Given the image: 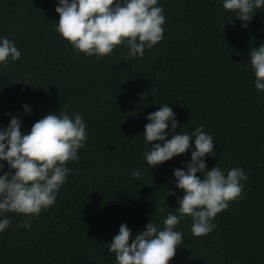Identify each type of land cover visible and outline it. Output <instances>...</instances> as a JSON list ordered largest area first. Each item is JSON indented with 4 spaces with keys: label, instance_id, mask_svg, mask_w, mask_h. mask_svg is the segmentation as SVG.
<instances>
[{
    "label": "trees",
    "instance_id": "trees-1",
    "mask_svg": "<svg viewBox=\"0 0 264 264\" xmlns=\"http://www.w3.org/2000/svg\"><path fill=\"white\" fill-rule=\"evenodd\" d=\"M57 3L0 0V39L21 52L0 65V130L12 116L26 134L48 114L79 113L88 138L67 164L54 204L28 228L19 227L27 216L4 214L12 224L0 232V264H117L108 248L121 224L135 236L149 220L162 230L169 212L179 215L184 193L173 173L186 170L194 144L151 168L144 157L157 143L144 138L147 115L167 104L177 132L191 135L203 125L213 136L216 155L203 158L206 170L216 166L226 175L239 167L248 177L243 199L216 215L208 235L194 236L191 217L181 219L176 230L184 240L169 264H264V91L255 88L249 60L264 44V7L243 22L222 0H158L164 39L125 61L126 44L99 58L77 53L56 31ZM166 131L167 138L175 134L171 122ZM0 164L2 175L9 167Z\"/></svg>",
    "mask_w": 264,
    "mask_h": 264
},
{
    "label": "clouds",
    "instance_id": "clouds-1",
    "mask_svg": "<svg viewBox=\"0 0 264 264\" xmlns=\"http://www.w3.org/2000/svg\"><path fill=\"white\" fill-rule=\"evenodd\" d=\"M223 8L234 12L235 18L250 22L264 0H222ZM59 20L56 31L67 40L77 53L97 58L109 56L121 45L127 46L124 60L142 58L145 49H151L164 39L165 16L158 0H58L55 7ZM229 23H234L229 20ZM247 27V23L242 25ZM224 26L222 25V28ZM21 52L7 37L0 39V65L9 66V58L16 61ZM251 68L255 88L264 91V44L251 49ZM154 89H150L151 94ZM146 98L148 93H143ZM24 111L31 108L24 105ZM144 138L151 149L144 153L148 166L154 167L185 154L191 148V160L186 170H174L176 187L183 191L178 199L177 212H169L162 230L149 220L145 229L133 236L126 224H121L117 235L109 243L108 251L115 254L117 264H169L176 249L183 243V235L176 230L184 217H191V232L205 236L216 227L212 221L229 206V202L243 199L246 187L241 181L248 179L244 171L234 167L227 174L219 168L206 170L205 156H215L213 136L200 125L190 135L176 131L178 121L169 105L147 115ZM175 133L168 137V123ZM194 137V138H193ZM86 124L79 113L74 118L64 114H48L31 126L26 134L21 131L20 119L12 116L6 128L0 130V161H6L8 171L0 175V232L12 221L5 213L28 217L19 227L28 228L33 216L54 204L58 191L67 179V164L78 160V150L87 142ZM192 142V143H190ZM4 165L0 164V170ZM197 173L203 174L200 178ZM140 171L133 170L134 180ZM174 193L171 190L167 194ZM160 212L165 208L161 207ZM129 241H131L129 243Z\"/></svg>",
    "mask_w": 264,
    "mask_h": 264
}]
</instances>
